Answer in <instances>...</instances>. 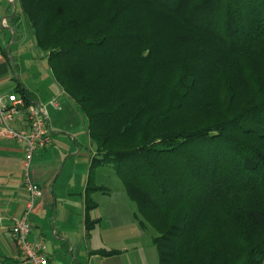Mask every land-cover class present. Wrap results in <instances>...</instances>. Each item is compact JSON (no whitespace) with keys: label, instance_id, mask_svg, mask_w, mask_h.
<instances>
[{"label":"trees","instance_id":"16d2710c","mask_svg":"<svg viewBox=\"0 0 264 264\" xmlns=\"http://www.w3.org/2000/svg\"><path fill=\"white\" fill-rule=\"evenodd\" d=\"M19 1L158 264H264V0Z\"/></svg>","mask_w":264,"mask_h":264},{"label":"crops","instance_id":"0c3cea01","mask_svg":"<svg viewBox=\"0 0 264 264\" xmlns=\"http://www.w3.org/2000/svg\"><path fill=\"white\" fill-rule=\"evenodd\" d=\"M13 3L9 0V5H5V0H0V97L8 102L12 97L20 96L17 92L20 82L33 95L34 103L47 104L54 138L52 145L37 151L33 158L31 175L41 187L42 195L28 216L31 225L29 239L43 243L49 264H148L149 261L139 255L140 244L128 235L132 234V229L123 224L128 222V216L132 219L135 214L127 215L118 207L112 188L91 177L95 145L80 107L56 82L49 66V71L45 69L44 72L48 75L41 76L42 82H46L44 87L31 86L22 73L17 76L16 68L21 66L24 49L32 52L35 61L42 63L48 59L37 48L30 30V44L25 48L26 37L20 30L26 24L12 25L11 17L19 12ZM17 40L24 41L23 47L14 48ZM10 48L15 54L6 56L3 49L9 53ZM52 99L58 106L49 104ZM10 124L21 129L25 121L18 119ZM2 126L0 115V128ZM23 149V144L0 137V213L6 218L0 226V264H24L18 245L10 234L12 218L22 216L27 203L23 187ZM94 187L104 189L92 190ZM88 221L96 223L88 229ZM103 224H106L107 238L101 233ZM141 227L139 230L143 235L144 227ZM109 236L124 242L116 244ZM148 246L142 245L146 252ZM112 249L119 250V253L101 254L103 250ZM152 255H155L154 251Z\"/></svg>","mask_w":264,"mask_h":264},{"label":"built area","instance_id":"2783aa9c","mask_svg":"<svg viewBox=\"0 0 264 264\" xmlns=\"http://www.w3.org/2000/svg\"><path fill=\"white\" fill-rule=\"evenodd\" d=\"M49 104L58 106L55 99H52ZM0 115L3 121L0 137L12 139L24 145L23 187L27 194V203L23 215L12 218L10 234L18 245L24 264H49L43 243L29 239L31 225L28 220L29 214L42 195L41 187L31 175L33 158L37 151L49 147L54 142L46 104L27 103L22 96L12 97L8 102L0 97ZM18 119L25 121L24 128L15 129L11 126L10 123ZM5 220L4 215L0 213V226Z\"/></svg>","mask_w":264,"mask_h":264},{"label":"rangeland","instance_id":"374dc122","mask_svg":"<svg viewBox=\"0 0 264 264\" xmlns=\"http://www.w3.org/2000/svg\"><path fill=\"white\" fill-rule=\"evenodd\" d=\"M13 7L17 11L20 12V1L19 0H13ZM5 5H9V0H5ZM20 32L26 37L25 48L30 44L29 41L31 40V34L29 32L28 27L25 25L21 28ZM24 41L17 40L14 44V48L23 47ZM31 51H27L24 49L23 53H21V66L17 67L16 74L17 76H20L21 73L23 74V78L27 79V82L31 86L35 87H44L46 85V82L41 79V76L44 74L48 75V73H44L45 69L49 71L48 66L50 68V65L46 59L42 60L41 63L40 60L35 61L33 56L31 57ZM9 54L13 56L15 54V51L13 49H9ZM51 69V68H50ZM50 103V102H49ZM47 106V104H46ZM92 178L95 180H100L103 184L110 186L113 190V195L117 196L118 200V207L122 208L123 211L127 212V215L134 213L135 216H132V219L128 216V222L123 224H128L127 227H130L129 229H132V234H128L131 236L135 242L137 241L139 246V255L144 259V261L148 260V264H158L160 261V252L157 248V246L153 242V236L156 235V231L153 227L146 224L144 226V234L142 235L140 232V219H142V214L139 210L138 204L128 195L127 188L124 184V182L119 177L118 173L116 172V169L114 168L113 164H106V165H97L92 168ZM124 196V199L122 200V197ZM126 197V198H125ZM103 204V203H102ZM108 206V205H106ZM106 216V215H105ZM125 216V214H124ZM107 221V220H106ZM111 223V222H110ZM106 224H103L102 226V236L103 238H107L108 235L105 232ZM110 237V236H109ZM112 242H117L116 244L121 245L123 239H120L118 237H110ZM124 242V241H123ZM148 244L147 252L146 247H142V245ZM155 253L153 256L152 253Z\"/></svg>","mask_w":264,"mask_h":264},{"label":"water","instance_id":"95a60500","mask_svg":"<svg viewBox=\"0 0 264 264\" xmlns=\"http://www.w3.org/2000/svg\"><path fill=\"white\" fill-rule=\"evenodd\" d=\"M13 32H15V30L13 28H11ZM13 39H15V36H13ZM8 50V49H7Z\"/></svg>","mask_w":264,"mask_h":264}]
</instances>
